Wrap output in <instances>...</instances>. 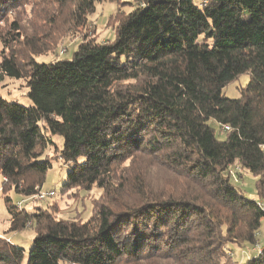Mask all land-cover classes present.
<instances>
[{
    "label": "trees",
    "instance_id": "trees-1",
    "mask_svg": "<svg viewBox=\"0 0 264 264\" xmlns=\"http://www.w3.org/2000/svg\"><path fill=\"white\" fill-rule=\"evenodd\" d=\"M103 1L130 7L107 41L85 33ZM74 36L70 58L37 60ZM245 73L240 96H225ZM6 77L33 101L0 96V191L7 232L35 230L27 264H236L226 245L259 241L264 210L230 170L258 177L264 197V0H0ZM40 122L71 164L62 197L102 191L87 220L10 194L46 181L57 148ZM24 254L0 235V264ZM241 264H264V250Z\"/></svg>",
    "mask_w": 264,
    "mask_h": 264
},
{
    "label": "rangeland",
    "instance_id": "rangeland-1",
    "mask_svg": "<svg viewBox=\"0 0 264 264\" xmlns=\"http://www.w3.org/2000/svg\"><path fill=\"white\" fill-rule=\"evenodd\" d=\"M129 1V0H122ZM197 4L205 2V0H194ZM119 9L125 11L130 10V7L120 6L118 3H112L108 1L100 2L97 5L96 11L90 15L88 26L85 29V33L96 36L100 41H107L113 38L115 21L110 18L115 15ZM81 36V34H80ZM80 36L69 37L55 50L47 54L40 55L37 57L39 62H47L55 60L60 57L70 58L73 51L76 49L77 44L80 42ZM250 80V74L245 73L239 79L231 82L224 89L225 96L229 98H237L240 96V89L247 85ZM0 96L12 101H18L19 103L30 106L33 104L32 99L28 96V87L26 86L24 79H17L6 77L0 80ZM212 124L217 129L218 135L223 138L220 134L219 129L214 121ZM43 128L44 134L51 138L56 143V148L51 145L45 152L44 158L51 162V166L48 169L46 181L43 186L37 187V193L31 198H23V196L11 192V196L15 201H19V204L26 206L29 210H33L35 205H41L43 207H56L58 217H79L83 220H87L91 216L92 201L98 198L102 191L98 188H93L91 191H81L76 198L68 196L62 197L61 186L65 183L67 173L71 168V164H65L64 161L59 157V148L63 146V137L60 135H53L50 130L45 126L43 122H40ZM258 177H254L251 174L246 173L240 177L238 186L243 192L250 198L264 201V197H260L256 188V181ZM1 184V180H0ZM43 190H55L56 194L51 197L40 198L39 192ZM10 215L8 213L4 197L0 191V235L7 237L14 244L21 246L25 250L24 260L22 264H27L29 250L33 246V239L35 237L34 228H26L17 232H7L10 226ZM259 241L264 246V219L262 227L258 233ZM257 242V243H258ZM255 245V244H254ZM254 245L252 247H254ZM252 247L248 250V247L237 248L233 245H226L227 253L233 258L236 264H241L247 258L252 257ZM246 252V253H244ZM71 264V263H62Z\"/></svg>",
    "mask_w": 264,
    "mask_h": 264
},
{
    "label": "built area",
    "instance_id": "built-area-1",
    "mask_svg": "<svg viewBox=\"0 0 264 264\" xmlns=\"http://www.w3.org/2000/svg\"><path fill=\"white\" fill-rule=\"evenodd\" d=\"M224 129L225 130H229L230 126L229 125H225ZM263 149H264V145H263ZM230 172H231L232 176L234 177L235 181H237V182H239V180H240V176L239 175H246V172L237 163L234 165V167H232ZM55 194H56L55 190H43V191L39 192V197L40 198H45L47 196H51V195H55ZM257 202H258V205L264 210V201L257 200ZM263 250H264V246H262L260 244V242L256 243L254 245V247H252V252H253L252 253V257L261 254ZM244 253H246V252H244Z\"/></svg>",
    "mask_w": 264,
    "mask_h": 264
}]
</instances>
